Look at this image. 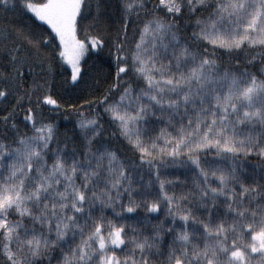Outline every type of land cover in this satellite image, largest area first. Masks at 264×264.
<instances>
[{
	"label": "snow or ice",
	"instance_id": "1",
	"mask_svg": "<svg viewBox=\"0 0 264 264\" xmlns=\"http://www.w3.org/2000/svg\"><path fill=\"white\" fill-rule=\"evenodd\" d=\"M0 264H264V0H0Z\"/></svg>",
	"mask_w": 264,
	"mask_h": 264
},
{
	"label": "trees",
	"instance_id": "2",
	"mask_svg": "<svg viewBox=\"0 0 264 264\" xmlns=\"http://www.w3.org/2000/svg\"><path fill=\"white\" fill-rule=\"evenodd\" d=\"M62 126H63V122H62Z\"/></svg>",
	"mask_w": 264,
	"mask_h": 264
}]
</instances>
